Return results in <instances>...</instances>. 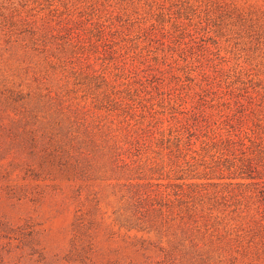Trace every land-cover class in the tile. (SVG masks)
<instances>
[{"label":"trees","instance_id":"obj_1","mask_svg":"<svg viewBox=\"0 0 264 264\" xmlns=\"http://www.w3.org/2000/svg\"><path fill=\"white\" fill-rule=\"evenodd\" d=\"M245 3L67 0L1 23L26 58L0 67V123L43 169L68 125V174L109 181L117 224L147 234L135 264H264V0Z\"/></svg>","mask_w":264,"mask_h":264},{"label":"rangeland","instance_id":"obj_2","mask_svg":"<svg viewBox=\"0 0 264 264\" xmlns=\"http://www.w3.org/2000/svg\"><path fill=\"white\" fill-rule=\"evenodd\" d=\"M66 1L0 0V29L7 18L21 23L29 14L41 18L53 7L63 9ZM109 1L128 6L131 0ZM237 2L246 5L245 0ZM232 23L231 36L254 51L243 21L235 16ZM6 39L0 31V58L7 59H0V67L17 71L26 56L17 44L8 50ZM254 55L261 60V53L254 51ZM20 125L9 117L0 123V255L7 264L140 261L147 234L127 231L117 224L114 211L119 203L107 185L109 181L95 175L73 178L68 174V125L60 136L65 143L66 164L49 169H43L39 156L24 146L25 132Z\"/></svg>","mask_w":264,"mask_h":264}]
</instances>
